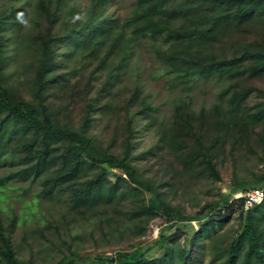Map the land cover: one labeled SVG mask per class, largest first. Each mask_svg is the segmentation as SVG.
Returning a JSON list of instances; mask_svg holds the SVG:
<instances>
[{"label": "trees", "instance_id": "16d2710c", "mask_svg": "<svg viewBox=\"0 0 264 264\" xmlns=\"http://www.w3.org/2000/svg\"><path fill=\"white\" fill-rule=\"evenodd\" d=\"M110 7L111 0H0V165L23 159L0 172V193L21 188L11 182L36 183L34 207L39 197L64 195L65 214L90 226L105 224L106 233L131 227L144 235L158 213L165 219L152 243L117 249L112 256L69 250L54 264H169L184 252L168 243L174 239L169 230L192 233L191 221L204 220L202 229L211 230L212 239L222 222L206 216L215 211L222 217L235 205L240 227L207 247H218L212 256L223 254L221 264H264V196L249 207L244 197L231 198L252 188L264 191V173L234 180L202 216H188L161 198L154 179L136 164L165 146L186 179L216 178L224 143H239L264 123V106L246 103L260 90L251 82L264 76V0H134L121 18ZM142 41L159 65L157 72L170 75L173 84L189 87L186 81L197 78L223 82L217 101L195 110L182 97L167 120H158L139 80L126 81ZM76 102L80 111L71 117L67 108ZM143 129L155 133L138 151ZM170 167L175 168L173 161ZM109 168L125 176L110 179ZM125 182L134 187H124ZM125 197L129 202L121 203ZM14 219L4 225L0 218V260L33 264L17 256L10 237ZM156 249L159 256L153 255Z\"/></svg>", "mask_w": 264, "mask_h": 264}, {"label": "rangeland", "instance_id": "374dc122", "mask_svg": "<svg viewBox=\"0 0 264 264\" xmlns=\"http://www.w3.org/2000/svg\"><path fill=\"white\" fill-rule=\"evenodd\" d=\"M68 1L85 4L88 0ZM133 1L111 0L110 9L120 18L124 17L129 12ZM249 34L247 36H250ZM158 67L146 41H142L135 49L126 77V81L136 77L142 89L149 93L155 107L154 114L158 120H167L174 101L182 97L188 99L195 110L202 106H210L217 101L218 90L224 85L223 82L213 78L186 81L189 82V87H185L186 83L173 84L169 80L170 75L157 72ZM251 83L261 91L255 90L250 94L246 103L249 107L264 106V76L254 79ZM67 110L71 113V117L74 115L76 117L80 111V104L71 103ZM100 127L96 126L94 130H100ZM154 133V130H142V138H139L140 142L136 147L138 151L146 149L152 142L151 135ZM19 135L20 130L12 136L10 146L16 144L15 141ZM221 157L216 165L218 172L216 178L208 174H200L195 179L189 177L186 179L182 164L173 158L165 146L156 147L152 154L136 160V164L144 175L154 179L159 196L164 197L172 207L188 216H202L207 204L218 200L222 194L228 192L234 180H251L255 175L264 173V123H258L251 136L240 139L239 143L225 142L221 148ZM19 159L23 162V159ZM20 160L5 159L0 165V172H9L10 169L21 165ZM171 161L175 168L170 167ZM107 173L110 179H113L117 173L125 176L114 168H109ZM166 181L171 183H165ZM27 183L23 180L11 182L12 185L20 184L21 188L7 189V192L0 193L3 197L0 198V218L4 225L9 224L13 217L15 218V224L10 233L15 251L20 259L31 260L33 264H54L62 253H68L69 250H76L80 255L112 256L117 249H130L133 245L152 243L158 238L160 228L165 224L163 215L158 213L147 222L144 235H139L138 230L135 232L131 227L120 234L106 233L108 227L105 224L103 228L98 225L92 226V224L90 226V223L82 218L74 221L69 213L65 214L64 195L59 199L39 197V205L34 207L32 199L38 197L34 192L39 187L36 183L26 187ZM123 186L134 187L129 182H125ZM142 195L147 200V193ZM238 197L240 195L236 192L231 198ZM129 200V197H125L120 201L127 203ZM27 204L31 205L32 209L28 210ZM206 217L222 222L221 227L217 225L218 232L212 239L211 230L202 229L201 223L204 220L191 221L192 233L187 228L169 230L168 233L174 235V239H168V243L176 248L181 247L184 251L177 256L174 254L169 264H221L223 254L212 256L218 247L211 251L207 246H211V243L218 245L220 241L224 242L230 238L241 225L240 211L235 205L222 217H217L215 211ZM161 253V250L156 249L153 255L159 256ZM0 264L7 263L0 260Z\"/></svg>", "mask_w": 264, "mask_h": 264}, {"label": "built area", "instance_id": "2783aa9c", "mask_svg": "<svg viewBox=\"0 0 264 264\" xmlns=\"http://www.w3.org/2000/svg\"><path fill=\"white\" fill-rule=\"evenodd\" d=\"M240 196L245 198L244 206L249 207L254 203L262 200L264 196V191L262 188H252L245 192H238Z\"/></svg>", "mask_w": 264, "mask_h": 264}, {"label": "water", "instance_id": "95a60500", "mask_svg": "<svg viewBox=\"0 0 264 264\" xmlns=\"http://www.w3.org/2000/svg\"><path fill=\"white\" fill-rule=\"evenodd\" d=\"M113 260V258H110V261H112Z\"/></svg>", "mask_w": 264, "mask_h": 264}, {"label": "clouds", "instance_id": "9594fccd", "mask_svg": "<svg viewBox=\"0 0 264 264\" xmlns=\"http://www.w3.org/2000/svg\"><path fill=\"white\" fill-rule=\"evenodd\" d=\"M240 197H242V196H240ZM260 202V201H259ZM258 203V202H257Z\"/></svg>", "mask_w": 264, "mask_h": 264}]
</instances>
